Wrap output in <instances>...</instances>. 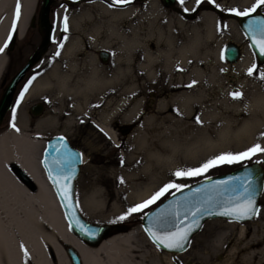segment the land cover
I'll use <instances>...</instances> for the list:
<instances>
[{
	"label": "rangeland",
	"instance_id": "rangeland-1",
	"mask_svg": "<svg viewBox=\"0 0 264 264\" xmlns=\"http://www.w3.org/2000/svg\"><path fill=\"white\" fill-rule=\"evenodd\" d=\"M66 1L68 0H54L51 6L50 21L54 24L51 47L41 61L30 71L26 72L25 77L16 86L12 106L0 125V134L7 129H14L17 132L25 131L32 134L34 138H38L41 141L35 153L39 154L40 150H43L45 146L43 141L46 140V137H50L56 133L72 136L83 132L84 136L88 137V139L87 142L85 139L84 143H81L83 158L80 174L75 185L77 202L80 204V195H94L102 203L100 204V208L91 207V214L96 216V218H90L80 210L89 221L125 225V228L120 232H126L125 230L133 232V239L138 249L136 254L145 252L147 254L145 258L146 264H264V255H262V252H259L263 247L260 239L261 232L264 230V181L259 198L258 215L246 222H237L223 218L205 220L200 230L191 237L188 248L183 253L175 254L163 251L147 237L141 225V219L145 213L170 194L176 192L175 189H170L155 204L149 205L143 211L128 215L124 220L119 219L121 215L126 214L129 207H133L149 199L167 183H177L181 185V188H184L206 177L221 174L252 162H258L264 168V152H257L255 155H250L247 159H241L231 164H218L216 167L209 168L208 171L202 172L198 176L176 177L173 175L177 170L200 167L207 160L221 154H238L247 151L256 144L264 148V139L260 140V138H264V124L258 128L259 133H255L250 139L234 135L233 137H229L231 138L229 141H227L229 138L225 141H219L216 139L217 134L213 130V127L220 122V118H211L206 115L207 111L202 112L207 106L214 105L223 115H230L233 113L231 111L235 110L236 117L245 118L246 114L242 106L237 105V107L231 108V105H227L223 98V91L228 88L231 94L234 92L241 94V81L264 83V79L261 78L264 76V63L258 64L252 51L245 47L246 42L237 22V17L239 16L235 15L232 11L233 9L243 11L244 9L251 8L252 4L250 5L249 3L252 0H217L216 2H210V6L213 8L220 9V7H223L224 10L222 12L227 14L226 18H232V20L222 21L221 31L215 37H205L207 28L200 29L204 34L203 38L207 43V47L213 52H218L220 56L216 58L209 53L205 56L208 61L202 60L200 62V69L203 71L206 64L215 63L220 71L219 82L215 81L213 83L212 81L215 78L212 79L203 74L197 76L194 80H190V78L186 81V84L168 87L167 81L145 76L144 69L138 65L143 56V51L141 46L135 44L132 48L134 60L132 61L133 68L131 71L135 82L131 85H128V83L121 85L117 82L114 89L112 86L109 88L110 85H108V89H103L99 92L98 97H95L96 93L88 92L89 95L86 96L91 97L89 101H86V96L83 94L68 96L60 93L59 95L54 89L40 92L35 91L31 95L26 96L27 91L25 89L30 87L32 80L45 71L46 67L52 64L54 60L67 64L68 58H63L64 56L61 53L63 47L71 39L72 41H77L79 44L75 46L74 52L81 69L90 66L89 60L81 61L86 56L96 60L102 67L108 68L109 71L114 68V65L125 63L126 61V59H122L124 51L120 48L122 38L105 37L103 34L92 37L86 35L85 32L80 33L70 29L69 20L72 7ZM202 1L204 3L209 0ZM40 3L41 0H38L35 15L38 13ZM189 3H193V0H184L183 4L180 3V0L176 1L181 10H183L182 6ZM214 3H216V6H214ZM145 5L146 0H139L137 8L141 10L133 15V19L135 24H139L137 22L138 17L142 16L144 18L143 24L137 26V29L142 30L141 36H144L145 46L154 54L156 52L155 44L157 39L145 35L149 29L148 27H150L147 16L151 17L152 14H155L160 17V13L151 9L149 12H144L143 8ZM159 5L158 8L163 10L164 16H171L172 18L180 17L174 14L171 9L168 11L165 6L160 3ZM59 7H63L65 11L58 18L55 11ZM65 17H67V31L64 30ZM122 19H126L121 24L122 29L127 30L128 18L124 16ZM28 21L30 23V20ZM173 25L176 28V21H173ZM206 25L209 26L208 23ZM226 36H229L230 40H233V42L239 44L242 48L241 58L234 64L227 63L222 56V46L224 45L222 42ZM15 40L14 49L8 54L4 73L0 78V96L4 87L9 82L8 80L23 63V60L40 43L41 34L36 30L27 32L25 30L24 35L21 38L16 37ZM101 48L105 49L110 55L108 61L105 63L101 62L97 55L98 50ZM57 52H59V55H56ZM193 56H188V66L193 64L194 58L197 60V55ZM243 58H246L244 67L241 69L237 68L239 61ZM178 62L174 61L173 65L175 64L176 67H180V63L178 64ZM250 68H253L252 75L248 74ZM30 81L31 83H29ZM194 81L197 93L204 95L200 99L191 100L189 102V109L186 107L185 109L182 108L183 110H179L180 115L178 116L180 117L178 119L180 120V126L171 125V122L168 120L163 121V123H155L149 120L153 118L158 122L167 116V114L177 113L174 108L175 104L169 99V95L181 90H191ZM21 93H23L22 97ZM136 100H139V105L136 111L131 113L130 108ZM162 102L164 104H161ZM35 103H41L44 107L43 112L39 116H34L30 112V107ZM238 104L244 105L242 101ZM197 117L200 118L202 123H196ZM103 118L115 132L116 140L110 138L96 124L100 120H103ZM194 123L197 124L195 134L192 132V125ZM203 127H206V129H203ZM124 128L125 132H123ZM137 129L139 130L138 132L135 131ZM174 129L177 130L175 134L180 138V145L182 146L176 150L168 151L178 156L177 161L162 163L153 158L149 166L144 169L140 165L141 154L139 153L143 150L136 149V146L143 144L145 148L151 147L152 150L156 149L157 154L166 153L163 150L165 147L161 149V136L167 134L168 130L172 133ZM136 132V135H141L142 142L137 140ZM196 137L197 140L194 142L192 138ZM3 156H0V160ZM114 163L126 173L128 171L131 172L130 177L132 178L134 189L132 188L128 191L126 186L127 181L120 182L121 179H124L123 173L117 172L116 174L109 171L108 166ZM3 167L4 172L11 173L20 179L17 174L18 166L8 164ZM88 181L92 184H88ZM94 181L95 183H93ZM145 191H147V194L141 197L140 195ZM114 207L122 209L120 215L115 216L110 213ZM53 261L56 264V261Z\"/></svg>",
	"mask_w": 264,
	"mask_h": 264
},
{
	"label": "bare ground",
	"instance_id": "bare-ground-1",
	"mask_svg": "<svg viewBox=\"0 0 264 264\" xmlns=\"http://www.w3.org/2000/svg\"><path fill=\"white\" fill-rule=\"evenodd\" d=\"M133 2L134 0L127 4H109L105 0H91L70 11V29L80 33L85 32L86 35L92 37L103 34L105 37L122 38L120 48L124 51L122 59H126L125 63L116 64L109 71L108 68L102 67L96 60L86 56L81 61L89 60L90 66L81 69L74 52L75 46L79 44L71 39L63 47L61 53L64 56L63 58H68L67 64L54 60L52 64L46 67L45 71L32 80L26 96L35 91L54 89L59 95L63 93L68 96H74L75 94L86 96L89 93H96L95 97H98L99 92L108 89V85H110L109 88L112 86L113 89L116 87L117 82L121 85L125 83L131 85L135 82L134 76L131 75L132 61L134 60L132 48L135 44L141 46L143 51V56L138 65L144 69L145 76L167 81L168 87L186 84V81L190 78V80H194L197 76L203 74L209 78H215L212 81L213 83L220 81V71L215 63L206 64L203 71L200 69V62L202 60L208 61L205 56L209 53L216 58L220 57L218 52H213L207 47V43L203 38L204 34L199 29L201 24L206 25L208 23L209 26L206 25L207 29L205 28V37L215 36V15L211 12H203L199 24V21H188L180 17H166L163 10L158 8L160 6L158 2H146L143 8L144 12L155 10L160 13V17L155 14H152L151 17L147 16L150 27H148L149 29L145 35L157 39L156 52L153 54L145 46L144 36H141L142 30L137 29V26L143 24L144 18L142 16L138 17L137 22L139 24H135L133 17L130 16L132 13H138L141 10L133 5ZM18 3L20 15L16 19L15 14ZM37 3L38 0H0V48H3V51L0 52V77L8 56L4 45L9 40V34L16 31L17 37L21 38L24 35L28 20L36 12ZM64 11L63 7H59L55 14L59 18ZM124 16L128 18L127 30H123L121 25L123 21H126V19H122ZM14 19L16 20L15 31L12 30ZM173 21H176V28H174ZM190 55H197V60L194 58L193 64L188 66L187 59ZM245 59L239 61L237 68L244 67ZM174 61H179L180 67L173 65ZM195 85L196 83H193L191 90H181L169 95V99L175 104L174 108L177 113L167 114L158 122L153 118L149 120L155 123H163V121L168 120L171 125L180 126L179 110L186 107L189 109L191 100L200 99L204 95L197 93ZM240 87L242 91L240 98H233L228 88L222 94L227 105H231V108H235L237 105L244 108L245 118L236 117L235 110L231 111L233 113L230 115H223L214 105L207 106L202 111H207L206 115L211 118H220V122L213 127L217 134L216 139L219 141H225L234 135L250 139L252 135L258 132V128L264 124V83L241 81ZM90 98L86 96L85 99L89 101ZM240 101L244 105H239ZM161 104H164V102ZM138 105L139 100H136L130 108V112H135ZM96 124L110 138L117 139L115 132L104 118ZM203 129H206V127H203ZM135 131L138 132L139 130ZM176 131L174 129L170 133L168 130L167 134L161 136V149L165 147L163 150L166 153L157 154L156 149L145 148L143 144L136 146V149L143 150L139 153L141 154L140 165L144 169L149 166L153 158L162 163L177 161L178 156L168 151L176 150L182 146L180 145V138L175 134ZM195 131H197V124L194 123L192 132L195 134ZM136 138L142 142L140 134L136 135ZM192 139L195 142L197 137ZM263 139L260 138V140ZM40 142V139L34 138L32 134L25 131L17 132L14 129H7L0 134V156L4 155L0 160V264H54L53 260L56 261V264H69L64 246L63 248L61 246L64 243L72 245L78 251L83 264H146L147 254L145 252L136 254L138 249L131 231L112 235L99 245L94 246L82 242L67 229L56 197L40 165L39 157L42 147L39 149V154H35ZM150 157L152 158L150 159ZM126 160L129 161L128 158ZM8 164H15L21 168L36 183L37 188L32 190L15 175L4 172L2 168ZM108 169L116 174L117 172L123 173V181H127L128 191L134 189L130 171H128L129 174L126 173L115 163L109 165ZM89 183L91 182L88 181ZM147 191L140 196L146 195ZM79 203V207L85 215L96 218L91 214V207L100 208L102 201L94 195H80ZM121 210L120 207H114L110 213L115 216L120 215ZM261 234L260 240L263 247L259 252L264 255V230Z\"/></svg>",
	"mask_w": 264,
	"mask_h": 264
},
{
	"label": "water",
	"instance_id": "water-1",
	"mask_svg": "<svg viewBox=\"0 0 264 264\" xmlns=\"http://www.w3.org/2000/svg\"><path fill=\"white\" fill-rule=\"evenodd\" d=\"M53 2V0L41 1L37 20V27L41 34L40 43L29 56L24 66L10 79L1 93L0 125L7 111L12 106L17 84L22 80L26 71L41 59L50 46L53 28L50 23L49 13ZM33 20L34 18L32 17L31 22ZM253 21H264V16L250 13L248 16H240L238 18L241 29L249 38L256 61L263 63L264 54H261L259 44L254 43L261 36L254 34L249 27ZM101 56L103 61H105L106 54L101 53ZM224 58L228 63L237 62L239 60L238 46L232 43L227 44L224 49ZM30 110L34 116H37L41 114L43 106L40 103H36L31 106ZM123 132H125V129H123ZM60 137L53 136L46 141V146L41 155V166L44 169L47 181L52 187L67 229L74 233L82 242L94 246L99 245L103 240L124 229L125 225L93 223L83 216L75 196V181L80 171L81 152L70 146L65 139L60 140ZM57 160H60L61 163H56ZM17 174L29 187L32 189L37 188L36 183L19 167ZM65 175L69 176L70 179L65 180ZM263 180L264 168L258 162L245 164L231 171L204 178L182 188L181 191L172 193L158 205L150 209L141 219V225L153 242L150 237V231L162 235L165 232L175 231L177 227H186L194 219L191 212L196 211L197 216L195 218L199 220L200 227H194V230L188 237V241L184 242L182 249L165 248L163 245L153 242L164 251L182 253L187 249L190 238L199 231L205 220L224 218L236 221L233 217L221 216L216 213L223 211L225 207L243 202L249 194L245 193L243 188L248 187L249 184L251 185L249 192L254 198L256 209H259V198L263 189ZM65 184L68 185L67 197L61 195ZM165 210L167 213H175V215H166L160 220H157L156 217L158 214ZM206 212H211L213 215H208ZM251 219H244L238 222H245ZM146 229L150 231H146ZM61 246L62 248L64 246V251L70 264H83L80 254L72 245L64 243Z\"/></svg>",
	"mask_w": 264,
	"mask_h": 264
},
{
	"label": "snow or ice",
	"instance_id": "snow-or-ice-1",
	"mask_svg": "<svg viewBox=\"0 0 264 264\" xmlns=\"http://www.w3.org/2000/svg\"><path fill=\"white\" fill-rule=\"evenodd\" d=\"M115 3L118 4H127L130 3L131 0H114ZM180 3L183 4L184 0H180ZM264 5V0H257V2L250 8V9H244L243 11H238L233 9L235 15L237 16H248L251 12H255L256 9L260 6ZM187 11V9H185ZM16 19L19 18L20 15V6L19 3L16 6ZM15 23L16 20L13 21V31H15ZM254 34H259L261 38L259 40H255L254 43H258L260 47L261 54H264V21H253L252 24L249 26ZM64 30L67 31V17H65L64 21ZM12 36L11 33L9 34L8 39L11 40ZM4 47H7V43H5ZM63 47V45H61ZM3 51V48H0V52ZM56 55H59V52L56 53ZM248 74H253V68H250L248 70ZM264 79V76L261 77ZM31 83V81L29 82ZM195 83V82H193ZM191 87V85H189ZM27 91V89H25ZM233 98H239L241 95L239 92H234L231 94ZM23 96V93H21V97ZM196 123L200 124L202 121L199 117L196 118ZM60 140H63V137L59 138ZM59 151V149H57ZM257 152H264V148H262L259 144L254 145L253 147L249 148L245 152H241L238 154H221L219 156H216L212 159L207 160L205 163H203L200 167L196 168H188L185 170H177L173 173L176 177H184V176H198L201 175L202 172L208 171L209 168L216 167L218 164H231L241 159H247L250 157V155H255ZM56 163H61L60 160H57ZM65 180L70 179L69 176H64ZM123 183V180L120 181ZM243 187V186H242ZM251 185L249 184L248 187H244L243 191L245 193H249L247 198L243 200V202L235 203L230 207H225L223 211H220L216 214L221 216H228L233 217L236 221H241L244 219H251L254 216L258 215V209L255 207V202L253 196L250 194L249 189ZM170 189H175L176 191H181V185L177 183H167L162 188L159 189V191L155 192L149 199L143 201L142 203L136 204L133 207H129L127 209V212L125 215H121L119 217L120 220L126 219L128 215H131L133 213L141 212L144 209L148 208L149 205L155 204L156 201H158L162 196L165 195ZM68 194V185H64V190L61 192V195L63 197H67ZM208 215H213L211 212H206ZM166 215H175V213H167L165 211H161L158 216L156 217L157 220H160L161 218L165 217ZM187 215V214H186ZM191 215L194 217L192 222L188 224L186 227L180 228L177 227L175 231L171 232H165L164 234H157L156 232H151L150 230L146 229V231H150V237L152 238L153 242L158 243L160 245H163L165 248H177L182 249L184 247V242L188 241V237L190 233L195 228H199V220L195 217L197 216V212L193 211L191 212ZM25 254H27L25 252Z\"/></svg>",
	"mask_w": 264,
	"mask_h": 264
},
{
	"label": "flooded vegetation",
	"instance_id": "flooded-vegetation-1",
	"mask_svg": "<svg viewBox=\"0 0 264 264\" xmlns=\"http://www.w3.org/2000/svg\"><path fill=\"white\" fill-rule=\"evenodd\" d=\"M90 1L91 0H68V1H66V3H68V5H70L72 7L71 9L74 10L77 6H80V5H82L84 3H87V2H90ZM105 1L108 2L109 4H118V3H115L114 0H105ZM151 1H155V2L160 3L161 5L165 6L166 9H168V11H169V9H171V11H173L174 14L180 16V18H182L184 20L199 21V24H200V20L199 19H200V16L202 15V13L206 12V11L207 12H211L213 15H215V19H216V27H215V31H214L215 32V36H217L218 33L221 31L220 27H221L222 21H224V20H232V18H226L227 14L222 12L224 10L223 7H220V9H217V8H213L212 6H210V2L211 1L216 2L217 0H209V1H205L204 3H202L203 2L202 0H193V3H189V4H186V5L182 6L183 10H181L178 7L179 5L176 4L177 0H146V2H151ZM138 2H139V0H134L133 5H135L137 7V3ZM256 2H257V0H252L249 4L250 5L252 4L251 6H253ZM219 5H221V4H219ZM214 6H216V3H214ZM185 9H187V11ZM263 9H264V5L258 7L255 12H251V13H253L255 15H263L264 16V10ZM135 14L136 13H132L130 16L133 17V15H135ZM34 17L35 18H34V20L32 22L30 20V23H27V26H26V29H25L26 32L30 31V30H36L37 32H39L38 27H37V15H34ZM52 27L54 28V24H52ZM199 27H201L199 29L206 28V26L204 24H201V26H199ZM14 34L15 35H14L13 39L11 40L10 44L7 47L8 54H10L11 51L14 49V46H15V43H16V40H15V38L17 37L16 31L14 32ZM242 34H243V37H244L245 42H246V46L245 47L248 50L249 49L251 50V46H250V42H249V38H248L247 34L244 31H242ZM230 42H233V40H230L229 36L228 37L226 36L225 40L222 42V44H224L222 47L226 46ZM237 45H239V44H237ZM239 47H240V49H242L240 45H239ZM31 53L23 60V63L18 67L16 72L25 64V62L27 61V59L31 55ZM101 53H105L106 54V61H108L110 55L103 48L98 50V53H97L98 58L100 59L101 62L105 63L106 61H103ZM30 69H32V68H30ZM30 69L28 71H30ZM25 75H26V73H25ZM54 135H58V136L63 137L67 141V143L69 145H71L73 148H76L79 151H81V153L83 155L82 148H81L82 146L81 145L84 143L85 139H86V142H87V139H88V137L86 138V136H84L85 134L83 132L78 133V134H74L72 136H69L68 134H63V133H56ZM48 138L49 137H46V140ZM45 141H43V142L45 143Z\"/></svg>",
	"mask_w": 264,
	"mask_h": 264
}]
</instances>
